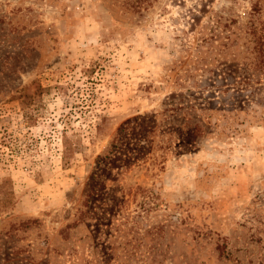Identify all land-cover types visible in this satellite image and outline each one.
<instances>
[{"label": "rangeland", "instance_id": "1", "mask_svg": "<svg viewBox=\"0 0 264 264\" xmlns=\"http://www.w3.org/2000/svg\"><path fill=\"white\" fill-rule=\"evenodd\" d=\"M0 264H264V0H0Z\"/></svg>", "mask_w": 264, "mask_h": 264}]
</instances>
